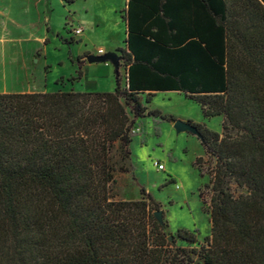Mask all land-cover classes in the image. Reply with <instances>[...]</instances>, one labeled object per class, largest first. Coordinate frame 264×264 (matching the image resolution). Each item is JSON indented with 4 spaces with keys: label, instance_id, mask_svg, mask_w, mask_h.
Listing matches in <instances>:
<instances>
[{
    "label": "trees",
    "instance_id": "16d2710c",
    "mask_svg": "<svg viewBox=\"0 0 264 264\" xmlns=\"http://www.w3.org/2000/svg\"><path fill=\"white\" fill-rule=\"evenodd\" d=\"M120 17L113 91L0 92V264H264V0H126ZM168 91L222 118L189 122L215 159L198 249L175 245L195 232L169 240L143 188L110 195L140 121L176 120L144 105Z\"/></svg>",
    "mask_w": 264,
    "mask_h": 264
},
{
    "label": "rangeland",
    "instance_id": "374dc122",
    "mask_svg": "<svg viewBox=\"0 0 264 264\" xmlns=\"http://www.w3.org/2000/svg\"><path fill=\"white\" fill-rule=\"evenodd\" d=\"M123 9L124 0H0V92L113 91V66L85 58L101 56L100 49L120 56L114 49L123 47ZM78 26L82 34L75 36L71 30ZM119 73L122 85V68ZM144 105L221 132L220 116L205 118L201 107L180 93L158 92ZM140 124L149 135L147 144L140 145V136L132 139V173L115 174L111 198L139 200L143 188L162 211L169 238L179 229L195 232L196 244L176 241L175 245L198 249L210 234L211 189L205 185L215 159L205 153L195 134L177 132L173 122L155 125L145 117ZM155 161L164 170H157ZM231 191L235 197L245 193L234 185Z\"/></svg>",
    "mask_w": 264,
    "mask_h": 264
},
{
    "label": "water",
    "instance_id": "95a60500",
    "mask_svg": "<svg viewBox=\"0 0 264 264\" xmlns=\"http://www.w3.org/2000/svg\"><path fill=\"white\" fill-rule=\"evenodd\" d=\"M86 61L89 63H110L114 69L119 68V57L114 52H107L101 56H94V55H87ZM173 127L177 132H190L192 134H195L198 138H200V133L198 132L196 126L192 125L189 122H184L182 120H175L173 122ZM154 217L157 220V222L162 223V211H156L154 212ZM171 240V237L169 238Z\"/></svg>",
    "mask_w": 264,
    "mask_h": 264
},
{
    "label": "built area",
    "instance_id": "2783aa9c",
    "mask_svg": "<svg viewBox=\"0 0 264 264\" xmlns=\"http://www.w3.org/2000/svg\"><path fill=\"white\" fill-rule=\"evenodd\" d=\"M71 33H73V35H75V36H78V35L82 34V29H81V27L78 26L74 30H71ZM98 53L100 55L104 54V52L102 50H99ZM154 166L157 168V170H160V171L164 170V165L161 163H158L157 161L154 162Z\"/></svg>",
    "mask_w": 264,
    "mask_h": 264
},
{
    "label": "crops",
    "instance_id": "0c3cea01",
    "mask_svg": "<svg viewBox=\"0 0 264 264\" xmlns=\"http://www.w3.org/2000/svg\"><path fill=\"white\" fill-rule=\"evenodd\" d=\"M125 3H126V0H124V8H125ZM124 10V9H123ZM123 26H124V24H123ZM124 37H125V27H124V36H123V39H124ZM101 50V49H100ZM114 50H116V49H114ZM158 93V92H157Z\"/></svg>",
    "mask_w": 264,
    "mask_h": 264
}]
</instances>
